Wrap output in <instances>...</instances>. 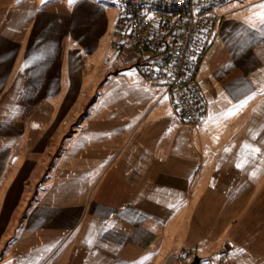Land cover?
Masks as SVG:
<instances>
[{
    "label": "crops",
    "instance_id": "1",
    "mask_svg": "<svg viewBox=\"0 0 264 264\" xmlns=\"http://www.w3.org/2000/svg\"><path fill=\"white\" fill-rule=\"evenodd\" d=\"M261 5L228 0L200 35L209 115L191 126L111 49L119 4L0 0V238L19 221L0 264H219L226 240L246 264L241 221L264 213Z\"/></svg>",
    "mask_w": 264,
    "mask_h": 264
},
{
    "label": "built area",
    "instance_id": "2",
    "mask_svg": "<svg viewBox=\"0 0 264 264\" xmlns=\"http://www.w3.org/2000/svg\"><path fill=\"white\" fill-rule=\"evenodd\" d=\"M120 5L111 49L133 55L148 80H161L182 121L197 126L208 117L207 99L191 69L199 37L217 19L216 10L228 0H105ZM109 57L106 58L108 60ZM230 243L222 245L227 259ZM183 250L178 262L189 259Z\"/></svg>",
    "mask_w": 264,
    "mask_h": 264
},
{
    "label": "rangeland",
    "instance_id": "3",
    "mask_svg": "<svg viewBox=\"0 0 264 264\" xmlns=\"http://www.w3.org/2000/svg\"><path fill=\"white\" fill-rule=\"evenodd\" d=\"M258 1V0H257ZM116 9H112V14L114 15L116 13ZM31 190V187L29 188ZM35 190V188H34ZM33 190V191H34ZM33 196V195H32ZM27 212V205H21L17 211L16 214H19L15 216V219L20 218L23 213ZM19 222V221H18ZM17 221L12 225L11 229H9L6 233V235L3 238H0V260L6 257L7 250H8V244L13 239V232L16 230L18 223ZM256 229V237L255 239L257 242H253L252 244L247 245L249 249L245 253L244 259L246 260V264H264V213H259L258 217L256 218L254 214H247L246 218L241 221V229L238 232V241L240 242L238 247H241L245 244L248 237L252 238L251 235L253 234V231ZM229 242L230 247L228 251V256H230L236 246H233L232 242L230 240L223 241L221 244V247L223 243ZM243 243V244H242ZM246 247V246H245ZM222 258L223 251H221ZM218 256V255H217ZM218 263V260H216ZM8 264V263H7Z\"/></svg>",
    "mask_w": 264,
    "mask_h": 264
},
{
    "label": "trees",
    "instance_id": "4",
    "mask_svg": "<svg viewBox=\"0 0 264 264\" xmlns=\"http://www.w3.org/2000/svg\"><path fill=\"white\" fill-rule=\"evenodd\" d=\"M37 192L35 193V196L33 197V203L36 201ZM30 201L27 205V211L32 207L33 203Z\"/></svg>",
    "mask_w": 264,
    "mask_h": 264
},
{
    "label": "water",
    "instance_id": "5",
    "mask_svg": "<svg viewBox=\"0 0 264 264\" xmlns=\"http://www.w3.org/2000/svg\"><path fill=\"white\" fill-rule=\"evenodd\" d=\"M200 262V258L199 257H196L194 258V260L191 262V264H199Z\"/></svg>",
    "mask_w": 264,
    "mask_h": 264
},
{
    "label": "snow or ice",
    "instance_id": "6",
    "mask_svg": "<svg viewBox=\"0 0 264 264\" xmlns=\"http://www.w3.org/2000/svg\"><path fill=\"white\" fill-rule=\"evenodd\" d=\"M261 7H264V5H261ZM225 151H228V149H225ZM237 167H240V165H237Z\"/></svg>",
    "mask_w": 264,
    "mask_h": 264
}]
</instances>
